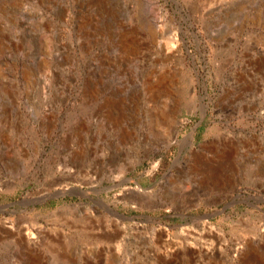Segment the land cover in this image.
<instances>
[{
    "label": "rangeland",
    "instance_id": "1",
    "mask_svg": "<svg viewBox=\"0 0 264 264\" xmlns=\"http://www.w3.org/2000/svg\"><path fill=\"white\" fill-rule=\"evenodd\" d=\"M0 264H264V0H0Z\"/></svg>",
    "mask_w": 264,
    "mask_h": 264
},
{
    "label": "water",
    "instance_id": "2",
    "mask_svg": "<svg viewBox=\"0 0 264 264\" xmlns=\"http://www.w3.org/2000/svg\"><path fill=\"white\" fill-rule=\"evenodd\" d=\"M69 192V190H66V191H64V192H60V193H55V194H53L54 196H61V195H65L66 193H68ZM21 201H17V202H14L13 204H16V203H20ZM230 207V204L228 203V204H226L224 207H223V209L221 210V211H225L227 208H229ZM216 213H218V212H214V213H206V214H203L202 216H206V217H211V216H213V215H215ZM127 217V216H126ZM129 218V217H128Z\"/></svg>",
    "mask_w": 264,
    "mask_h": 264
},
{
    "label": "bare ground",
    "instance_id": "3",
    "mask_svg": "<svg viewBox=\"0 0 264 264\" xmlns=\"http://www.w3.org/2000/svg\"><path fill=\"white\" fill-rule=\"evenodd\" d=\"M141 187V186H140ZM143 190H147L148 188H143V187H141ZM72 191V190H71ZM64 192V191H63Z\"/></svg>",
    "mask_w": 264,
    "mask_h": 264
}]
</instances>
